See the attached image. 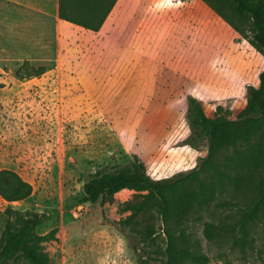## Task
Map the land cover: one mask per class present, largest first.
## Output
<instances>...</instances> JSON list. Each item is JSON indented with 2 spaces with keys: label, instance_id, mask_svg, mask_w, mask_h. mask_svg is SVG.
<instances>
[{
  "label": "rangeland",
  "instance_id": "374dc122",
  "mask_svg": "<svg viewBox=\"0 0 264 264\" xmlns=\"http://www.w3.org/2000/svg\"><path fill=\"white\" fill-rule=\"evenodd\" d=\"M14 13H0V169L16 171L33 190L14 202L0 196V234L7 206L30 209L45 215L37 233L55 229V239L42 243L51 264H138V254L164 264L156 208L133 212L128 203L141 197L127 188L81 203L83 183L97 165L133 154L157 179L194 167L207 143L186 142L187 97L208 116L220 106L235 118L264 68L247 21L234 20L240 34L201 0H117L98 31ZM25 60L46 69L17 77ZM259 132L218 154L223 175L202 173L207 203L194 207L178 240L206 262L180 264H264V206L244 245L204 233L207 222L237 221L264 183V125Z\"/></svg>",
  "mask_w": 264,
  "mask_h": 264
},
{
  "label": "trees",
  "instance_id": "16d2710c",
  "mask_svg": "<svg viewBox=\"0 0 264 264\" xmlns=\"http://www.w3.org/2000/svg\"><path fill=\"white\" fill-rule=\"evenodd\" d=\"M117 0H58V17L85 29L98 31ZM219 17L227 21L236 31L244 34L235 19L247 21L249 43L264 55V0H201ZM43 64L32 65L23 61L15 71L17 77L39 75L45 71ZM25 70V72H22ZM24 73V74H22ZM246 103L235 118L221 113L218 106L213 116H208L201 101L187 97L186 118L189 135L186 142L197 145L203 139L207 143L206 155L191 169L175 174L153 178L144 162L136 154L126 156L121 162H107L97 165L82 186L81 203L90 205L102 202L124 188L139 192L138 203H128L136 212L147 205L155 207L163 222L166 237L164 264H180L187 260L206 262V258L194 253L178 238L185 240L184 227L194 207L207 203L206 185L202 173L214 171L223 175L216 160L218 154L230 147L250 143L260 134L264 125V68L259 72L258 84L247 86ZM32 184L16 171L0 169V196L7 202L19 201L32 193ZM264 206V183L258 188L255 198L241 211L239 219L232 224L205 223L204 233L209 239L229 234L234 243L247 242L248 225L258 216ZM133 212L131 214H133ZM6 220L0 234V264L24 258L29 264H51V258L42 243L55 239L54 230L39 234L36 228L45 215L34 210H18L7 206ZM129 215L125 222L132 217ZM153 233V231H151ZM138 264H149L146 257L137 255Z\"/></svg>",
  "mask_w": 264,
  "mask_h": 264
},
{
  "label": "crops",
  "instance_id": "0c3cea01",
  "mask_svg": "<svg viewBox=\"0 0 264 264\" xmlns=\"http://www.w3.org/2000/svg\"><path fill=\"white\" fill-rule=\"evenodd\" d=\"M6 10L9 14L16 12L24 16H52L61 20L58 17V0H0V13Z\"/></svg>",
  "mask_w": 264,
  "mask_h": 264
}]
</instances>
